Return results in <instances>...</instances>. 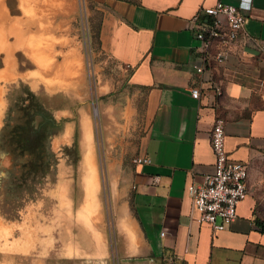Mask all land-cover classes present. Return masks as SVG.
<instances>
[{
  "label": "crops",
  "instance_id": "crops-1",
  "mask_svg": "<svg viewBox=\"0 0 264 264\" xmlns=\"http://www.w3.org/2000/svg\"><path fill=\"white\" fill-rule=\"evenodd\" d=\"M94 1L103 12L102 47L129 71L145 118L138 158L149 163L128 169L114 201L120 264H264L252 165L264 153V0L242 11L244 34L203 81L192 69L198 42L190 20L199 8L236 0ZM193 87L200 89L198 100L190 95ZM217 118L224 121L228 158L246 163L249 172L237 218L213 233L197 222L186 188L212 171L209 132Z\"/></svg>",
  "mask_w": 264,
  "mask_h": 264
},
{
  "label": "rangeland",
  "instance_id": "rangeland-1",
  "mask_svg": "<svg viewBox=\"0 0 264 264\" xmlns=\"http://www.w3.org/2000/svg\"><path fill=\"white\" fill-rule=\"evenodd\" d=\"M4 2L9 16L25 24L24 32L41 33L35 24L26 26L30 18L18 0ZM102 17L94 0H75L71 18L51 21V39L42 34L39 50L53 63L70 51L80 57L81 78L72 79L74 86L51 88L45 80L54 73L18 50L12 79H0V264L121 263L114 201L122 178L137 165L145 118L129 71L102 47ZM4 58L1 52L0 72L8 70ZM83 119L90 123L98 177L99 220L91 231L77 216L84 201ZM252 165L255 215L264 224V153Z\"/></svg>",
  "mask_w": 264,
  "mask_h": 264
},
{
  "label": "built area",
  "instance_id": "built-area-1",
  "mask_svg": "<svg viewBox=\"0 0 264 264\" xmlns=\"http://www.w3.org/2000/svg\"><path fill=\"white\" fill-rule=\"evenodd\" d=\"M236 1L237 5L217 2L212 7L199 8L190 20V30L198 42L197 61L192 69L202 81L209 75L211 64L221 66L226 63L230 50L244 34L246 17L242 11H250L252 0ZM190 95L198 100L200 89L191 88ZM209 141L214 157L212 171L203 176L200 184H189L186 194L197 213V222L208 225L213 233H219L235 221L237 207L248 194L249 167L228 158L222 119H215ZM148 163L145 158L137 159V165Z\"/></svg>",
  "mask_w": 264,
  "mask_h": 264
},
{
  "label": "bare ground",
  "instance_id": "bare-ground-1",
  "mask_svg": "<svg viewBox=\"0 0 264 264\" xmlns=\"http://www.w3.org/2000/svg\"><path fill=\"white\" fill-rule=\"evenodd\" d=\"M18 1V7L22 14L30 18V21L26 24V26L35 24L39 27V31L41 33H37L38 35H31L32 33L27 34L24 32L22 27L25 24L21 23V21L17 18L10 17L4 0H0V53L2 52L5 54L4 63L8 69L7 71L0 72V79H12L13 75L10 71L15 66L13 53L18 50L23 51L27 56L33 59L37 65L43 67L47 73H54L53 78L45 80L51 88L55 86H74L72 79L75 78V81H79L81 78L82 65L80 64V57L78 58V55L74 51H70L67 53V55H65L64 61L62 63L55 64L49 55L46 56L41 53L39 48L41 46H45V44L43 45L41 42L42 34H45L46 36L48 35V39L50 38L48 27L54 18L58 17L59 15H65L71 18L75 10V0ZM10 37H13V43L8 42ZM47 47L49 48L50 45L47 44ZM82 124L83 130L81 141L83 142L84 148L82 160V182L84 201L77 216L91 231V223L94 221L97 222L99 220V202L97 196L98 177L95 166L96 164L94 159L92 133L89 120L83 119Z\"/></svg>",
  "mask_w": 264,
  "mask_h": 264
},
{
  "label": "trees",
  "instance_id": "trees-1",
  "mask_svg": "<svg viewBox=\"0 0 264 264\" xmlns=\"http://www.w3.org/2000/svg\"><path fill=\"white\" fill-rule=\"evenodd\" d=\"M261 232L264 233V226L261 225Z\"/></svg>",
  "mask_w": 264,
  "mask_h": 264
}]
</instances>
